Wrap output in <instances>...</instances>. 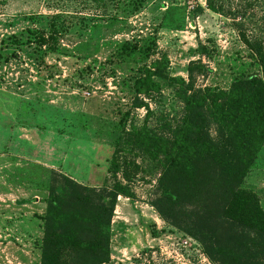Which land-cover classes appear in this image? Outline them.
<instances>
[{
	"label": "rangeland",
	"instance_id": "rangeland-1",
	"mask_svg": "<svg viewBox=\"0 0 264 264\" xmlns=\"http://www.w3.org/2000/svg\"><path fill=\"white\" fill-rule=\"evenodd\" d=\"M230 1L244 10L255 5L246 9V17L256 14L244 24L246 36L264 29L260 2ZM50 24L54 51L28 45L27 31ZM233 24L204 0H0V264L40 263L42 217L56 177L111 186L112 156L125 132L145 120L151 129L177 120L182 105L172 79L186 81L193 62L211 70L202 78L192 67L196 85L220 90L256 69ZM152 64L159 94L134 109L133 85ZM123 149L127 165L117 178L135 198H117L107 264H212L197 241L151 208L155 163L132 145ZM239 189L264 213V145Z\"/></svg>",
	"mask_w": 264,
	"mask_h": 264
},
{
	"label": "trees",
	"instance_id": "trees-1",
	"mask_svg": "<svg viewBox=\"0 0 264 264\" xmlns=\"http://www.w3.org/2000/svg\"><path fill=\"white\" fill-rule=\"evenodd\" d=\"M204 1L209 12L234 23L256 69L236 74L228 90H220L196 85L199 75L193 68L202 70V78L211 70L200 61L193 62L186 81L172 79L182 105L177 120L152 129L145 120L141 129L125 132L119 139L109 169L111 186L90 188L65 176L56 177L54 182L59 184L49 189L42 217L39 264L109 262L108 229L117 198H135L129 186L117 178L127 165L123 158L127 145L144 151L155 163L156 194L150 206L161 220L197 241L212 264H264V213L253 194L239 189L264 145V29L246 36L244 24L256 18L254 12L245 15L246 9L255 6L250 2L244 10L230 0ZM253 1L264 9V0ZM196 12L201 13L202 8ZM260 18L264 22V16ZM54 29L50 24L27 31L28 45L54 51ZM8 40L12 45L18 43L16 36ZM198 47V55L206 56L207 48ZM151 68L153 71L145 68L133 85L134 109L147 108L145 100L159 94L157 65Z\"/></svg>",
	"mask_w": 264,
	"mask_h": 264
}]
</instances>
